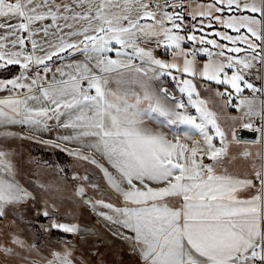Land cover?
<instances>
[{"label":"snow or ice","instance_id":"6c2138e0","mask_svg":"<svg viewBox=\"0 0 264 264\" xmlns=\"http://www.w3.org/2000/svg\"><path fill=\"white\" fill-rule=\"evenodd\" d=\"M188 16L194 23L186 22ZM153 41L170 50L173 62L140 46ZM200 54L207 62L198 68ZM8 66L20 73L0 79V92L8 93L0 98V138L20 135L9 126L49 131L55 121L72 131L57 140L101 155L112 171L80 149H61L95 165L124 202L117 207L85 198L114 214L99 215L133 233L124 238L143 264H264V152L251 178L218 173L239 139L233 130L229 140L198 91L200 80L224 85L217 95L244 109L242 128L258 133L264 148V83L258 87L247 79L256 69V79L264 82V0H0V69ZM166 76L181 96L166 87L151 89L149 81ZM125 83L139 84L141 91L122 88ZM245 90L251 95L244 96ZM147 121L168 129L183 125L201 139L188 131L183 139L180 133L170 138ZM242 155L251 152L245 148ZM8 156L0 150V217L32 198L15 180ZM76 194L85 197L84 187ZM50 226L79 230L72 223ZM11 243L24 247L18 238ZM13 252L0 248L4 257ZM51 255L47 264H77L70 244Z\"/></svg>","mask_w":264,"mask_h":264},{"label":"rangeland","instance_id":"374dc122","mask_svg":"<svg viewBox=\"0 0 264 264\" xmlns=\"http://www.w3.org/2000/svg\"><path fill=\"white\" fill-rule=\"evenodd\" d=\"M143 44L147 43L141 42V45ZM155 45V41H153L149 46H152L151 48L160 58L166 62H173L174 58L170 50L166 53L160 51L161 49ZM201 56L203 54L198 55L196 58L198 59ZM198 62L196 64L199 68L207 60ZM136 64L139 65L140 61H136ZM162 78L167 86V78ZM201 81H199L198 85L205 83L216 88L214 91L205 86L201 87L202 90L209 93L200 94L210 101L209 104L215 112L216 120L224 125L228 121L236 123L238 118L236 114H243L244 109L226 104L225 100L217 95V91H224L225 86L215 85L214 82ZM262 83L264 82L260 81V86ZM171 88L179 97L180 93L176 89V86L174 85ZM7 95V92H0V98ZM243 95L249 96L244 93ZM182 98L186 103V95ZM234 98L235 105L239 104V98ZM223 100L227 105L226 108L231 112L230 114H235L229 119L222 118L219 113L225 108ZM189 112L192 115H199L190 106ZM234 117L235 119H232ZM240 122L241 119L239 120V124ZM146 126L156 131H164L170 138L175 133H180L183 139L184 132L188 131L192 133L195 140L199 141L201 139L194 130L188 129L183 125L168 129L155 122L147 121ZM19 128L23 135L27 136V129L25 131V128L22 126H19ZM233 130L228 135L229 140H231ZM258 141L259 138L256 143L233 142L229 148L228 155L222 158L217 172H224L226 170L227 174L232 173L236 177L245 178L248 176L251 178L254 170L259 168L261 164L258 153L264 152V148H262ZM14 142V137L9 140L0 138V150H7L10 146L6 145ZM18 142L20 143V141ZM21 142V145L15 146L13 153H9L8 158L13 164V172L16 176L15 180L31 193L32 198H29L22 204L12 205L6 209V216L14 219L18 227L17 230H10L7 238L0 241V248L7 246L14 250L13 254L7 257L11 259L18 258V262L23 264H47L46 259L53 252H60L67 247L66 244H71L74 247L72 252L77 260V264H143L139 251L134 248L133 242L124 238L132 236L133 233L98 214L105 212L109 215H114L110 210L104 209L99 205L93 207V204L85 202V198H87L92 201L103 200L116 206L124 203L115 197L103 173L88 161H83L81 164L76 162V157H68L71 155L65 153V151H61L60 147H58L60 149L54 147L55 151H51L48 147L52 146L39 143L35 145L36 142L32 141V139H23ZM214 143L219 147V138H216ZM38 145L43 146L42 151L44 154L42 155L50 152L51 156L49 158L52 161L51 164L45 165L48 162L45 160L46 156L45 158L42 156V159H40V156L34 154V150L40 149ZM44 146H47V148H44ZM245 148L251 152V156L245 157L242 155ZM88 156L95 158L92 155ZM99 156L101 159H95L109 168V171H112L107 161L101 155ZM68 168L72 170H68ZM64 169L68 171L64 172ZM86 176L88 179H85ZM93 185H96V187ZM80 187H84L85 197L76 194L77 189ZM45 211L49 213L48 216L43 215ZM52 223H72L77 225L79 230L77 233H69L71 234L69 239H62V237L53 238L50 235V232L55 230V228L50 226ZM13 238L23 241L24 247L12 244ZM0 257L4 256L0 255Z\"/></svg>","mask_w":264,"mask_h":264},{"label":"crops","instance_id":"0c3cea01","mask_svg":"<svg viewBox=\"0 0 264 264\" xmlns=\"http://www.w3.org/2000/svg\"><path fill=\"white\" fill-rule=\"evenodd\" d=\"M150 44H143V45H141V46H143V47H146V48H149V49H152L151 47L152 46H149ZM185 49H187V48H185ZM153 50V49H152ZM153 54H154V56L156 57V58H159V59H162V58H160L159 56H158V54L153 50ZM176 59H178V60H176V62H181V59L180 58H176ZM196 60H198L197 58H196ZM136 61H139V60H136ZM136 61H135V63H136ZM199 61V60H198ZM198 61H196V63H199ZM169 62V61H168ZM57 64H59V63H61L60 61H57L56 62ZM126 77L128 78V79H133L134 77L131 75V74H126ZM201 82H205V81H201ZM201 84V83H200ZM149 85H150V87H151V89L153 90V91H157L158 92V90H159V88H161V87H166L167 88V86H166V83L164 82V80H163V78H161L160 80H158V81H149ZM208 87V88H210V89H213L214 91L216 90V88H213L212 86H210L209 84H201V85H198V91H200V94L201 93H209L208 91L207 92H205V90H202V88L201 87ZM110 87H112V88H116L117 87V85L115 84V83H112L111 85H110ZM122 88H124V89H129V90H135V91H141V89H140V87H139V84H136V83H125V84H123L122 86H121ZM246 91V90H245ZM249 91V90H248ZM245 93V92H244ZM200 98L201 99H203L205 102H206V107H207V109L209 110V111H211V112H213V113H215L213 110H212V108H211V105L209 104L210 103V101L209 100H207L204 96H202V95H200ZM223 99V98H222ZM187 100V99H186ZM223 102H224V100H223ZM209 105V106H208ZM224 105H225V108H224V110H222L221 112H219L220 113V116L222 117V118H224V119H229V118H231L232 116H234L235 114H230L231 112H229V110L226 108V104H225V102H224ZM231 115V116H230ZM237 115V120H236V123L235 122H229L228 121V123L226 124V125H224L223 123H220L219 121H217L218 123H219V125L221 126V128L229 135V133H230V131L232 130V129H234L235 131H236V133H237V131L240 129V128H242V123H243V121H242V119H241V117L243 116V114L242 113H240V114H236ZM232 119H235V117L234 118H232ZM241 119V122H240V124H239V120ZM246 119V118H245ZM233 121V120H232ZM230 124V125H229ZM49 125H50V130L49 131H34V130H31V129H29V128H27V127H24L25 128V131H26V129H27V136L26 137H28V139H32V141H34V142H36V143H39V144H43V145H49V146H52L53 148L55 147V148H58V147H60L61 149L62 148H67V149H69V150H72V149H80L82 152H83V154L84 155H92V156H94L95 158H98V159H101L100 158V156H99V154L98 153H95L93 150H91V149H88V148H82L81 147V145L80 144H78V143H76V142H64V141H61V140H57L56 138L58 137V136H64V135H71L72 134V131L71 130H65V129H62V128H59V127H57L56 126V123H55V121H49ZM21 128V127H20ZM20 128H19V125H16V126H9V129L8 130H10V131H13V132H16V133H18V134H20V135H18L17 137H14L15 138V142L14 143H8V145H6V146H10V148H8L7 150H5V152H7V153H13V150H14V148H15V146H19V145H21V140H23V139H21L20 137L21 136H24L23 135V133L21 132V130H20ZM1 129V131H4V128H0ZM23 131V130H22ZM10 138H7L6 140H9ZM45 140H52V141H54L55 142V144L56 145H58L57 147L56 146H53V145H50V144H45V143H43L42 141H45ZM18 141H20V143L18 142ZM87 142V140H85V143ZM249 143H253V142H249ZM60 148H58V149H60ZM65 153H68L67 151H65ZM9 157V156H8ZM13 158V157H12ZM9 159V158H8ZM14 173V172H13ZM230 174V173H229ZM230 175H232V173L230 174ZM238 176V175H237ZM14 178H16V176L14 175ZM240 178H243V177H240ZM245 178H250V177H245Z\"/></svg>","mask_w":264,"mask_h":264},{"label":"trees","instance_id":"16d2710c","mask_svg":"<svg viewBox=\"0 0 264 264\" xmlns=\"http://www.w3.org/2000/svg\"><path fill=\"white\" fill-rule=\"evenodd\" d=\"M164 0H160V3H163ZM184 2L186 4H190V5H195V4H206V3H209L210 0H184ZM169 11H171V9H169ZM187 11H192L191 8H188ZM186 22L188 24H191V23H194L192 20H191V17L188 16L186 17ZM197 35H200V33H196ZM193 47L192 43L191 42H185L184 43V48H187V49H191ZM196 47H199V45H196ZM199 61H206L207 60V57L206 55L203 54V56H201L200 58H198ZM20 73V69L18 68V66H8L7 68H4V69H0V79H13L15 78V76L19 75ZM260 74L258 73V71L256 69L253 70V72L247 77V79H249L251 82H253L254 84H256V86H260V80H257L256 79V76ZM244 94H248V95H251L250 91L246 90ZM35 144V143H34ZM37 145V143L35 144ZM29 146V144H28ZM38 147H40L39 150H34L35 151V155L37 156H40V159H42V156L45 158L46 156V159L48 162L45 163V165L47 164H51V160L49 158L50 155V152L45 154V155H42L44 154L43 153V146H40L38 145ZM44 148H47V146ZM48 149H50L51 151H55L54 148L52 147H48ZM58 152V151H57ZM68 157H72V156H68ZM84 160H81V159H78L76 158V162L78 163H82ZM54 162V161H53ZM68 170H72V169H69ZM67 169H64L63 171L64 172H67L68 171ZM124 203H122L121 205L117 206V207H124L123 206ZM13 229H18L17 225H16V221L12 218H8L6 215L5 217H0V241H2L3 239H6L7 238V234L10 230H13ZM20 229V228H19ZM50 235L53 237V238H60L62 237V239L64 238H67L69 239V237H71V234H67V233H64L62 232L61 230L59 229H55V230H52L50 232ZM69 244H66V246H68ZM71 245V244H70ZM73 246L71 245V250L73 251ZM66 249V248H65ZM64 249V250H65ZM63 249L60 251L62 252ZM52 259V255H50L47 259H46V262L48 260H51ZM18 258H14V259H11V258H8V257H0V264H23L21 262H18Z\"/></svg>","mask_w":264,"mask_h":264},{"label":"water","instance_id":"95a60500","mask_svg":"<svg viewBox=\"0 0 264 264\" xmlns=\"http://www.w3.org/2000/svg\"><path fill=\"white\" fill-rule=\"evenodd\" d=\"M237 137L239 139V141H243V142H253V141H257V139L259 138V134L240 128L237 131Z\"/></svg>","mask_w":264,"mask_h":264},{"label":"built area","instance_id":"2783aa9c","mask_svg":"<svg viewBox=\"0 0 264 264\" xmlns=\"http://www.w3.org/2000/svg\"><path fill=\"white\" fill-rule=\"evenodd\" d=\"M156 46V45H155ZM161 50L160 51H164V52H166V53H168V51H165L163 48H160ZM166 78H167V88L169 89V91H172V86H174L175 85V81H173L172 79H171V77H167L166 76ZM23 91V90H22ZM173 92V91H172ZM179 96H181V94L179 95ZM184 97V96H183ZM234 97H237L235 94H234V92H233V96H232V104L233 105H235L236 103H235V98Z\"/></svg>","mask_w":264,"mask_h":264}]
</instances>
